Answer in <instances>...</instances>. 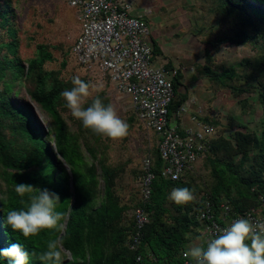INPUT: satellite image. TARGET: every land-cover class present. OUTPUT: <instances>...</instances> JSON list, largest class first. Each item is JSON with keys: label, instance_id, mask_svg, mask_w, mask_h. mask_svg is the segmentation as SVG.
<instances>
[{"label": "trees", "instance_id": "trees-1", "mask_svg": "<svg viewBox=\"0 0 264 264\" xmlns=\"http://www.w3.org/2000/svg\"><path fill=\"white\" fill-rule=\"evenodd\" d=\"M8 1L11 5L9 8L0 0L1 84L6 70L1 66L2 62H6L2 58L12 59L8 44L12 43L18 52L20 41L15 23L16 9L12 0ZM202 1L206 3V12L214 16L218 27H213L211 20L208 23L209 20L205 19L202 27L196 28V31L201 35L208 29L214 41L210 43L217 52L227 43L237 46L252 41L258 44L253 56L243 57L229 65L223 61L216 62L211 52L204 50L203 74L213 83V90L216 85L228 88L240 77L239 70L248 68L250 75L261 77L264 81V0ZM7 13L12 22L8 21ZM74 39L70 50H63L60 44L34 42L31 57L23 60L18 53L15 58L14 64L22 66L25 77L23 85L14 81V86L20 92V87L31 83L32 88H26V92L50 116L48 129L36 123L31 106L22 98L12 96L3 86L0 88V93H4L8 99L5 103L0 101V107L3 105L4 108L2 112L7 113L0 118V177L7 187L6 198H0V248L18 242L30 254L28 264H47L39 259V255L47 250L49 240L60 238L63 264H183L185 258L181 256L182 252L189 249L187 246L192 241L204 238L203 224L196 218V213L205 200L216 214L221 211L220 206L226 204L230 214L242 213L252 207L257 214L264 216V131L261 136L256 135L237 117L233 118L238 122L237 128L233 129L234 124L228 117V134L220 135L217 128L219 121L212 119L210 114H205L202 121L213 124L217 130L210 139L208 152L191 167L183 169L177 180L162 175L164 162L155 146L144 155L150 157L153 173L150 195L146 200L139 196L130 204L123 203L117 193L116 183L124 167L118 165L111 168L105 164H100L103 190L98 199L99 181L95 166L85 162L80 150L81 135L78 132L83 125L80 122L76 133L70 131L60 113V107L65 106L59 94L72 87L73 76L67 66L69 54L73 57L71 47ZM32 40L34 38L29 37L28 42ZM151 45L153 54H157L156 44L152 42ZM54 51L61 53V59ZM54 63L57 67L47 66ZM7 67L10 68L8 63ZM165 68L176 69L172 79L175 98L176 87L182 77L181 69L173 67L170 62ZM96 96L101 97L105 105L111 104L110 98L100 91L86 100L83 106L90 104ZM174 98L168 106V115L184 102L185 95L177 98L176 102ZM257 99L264 106V83L261 84ZM20 113L22 117L18 116ZM18 125L29 131L27 141L19 138L20 142L11 136ZM95 138L98 139L99 135L96 134ZM51 141L55 145L54 151L50 147ZM20 144L24 147L19 148ZM83 144L89 154L96 158V147L88 141ZM59 158L68 164L69 170ZM199 164L204 168L202 173L198 170ZM16 183L48 188L57 193L60 197L57 210L65 214L60 221L64 229H43L27 238L19 232H13L4 223L7 211L26 207L29 197L35 192L34 189L33 193L21 196L14 190ZM175 187H188L193 192V200L180 205L171 201L168 196ZM135 208H142L148 219L140 230L137 247L131 249L129 244L137 231ZM66 252L72 258L67 259ZM137 254L142 257L141 262L136 261ZM189 260L193 261L191 257ZM0 264H12V260L0 256Z\"/></svg>", "mask_w": 264, "mask_h": 264}, {"label": "rangeland", "instance_id": "rangeland-1", "mask_svg": "<svg viewBox=\"0 0 264 264\" xmlns=\"http://www.w3.org/2000/svg\"><path fill=\"white\" fill-rule=\"evenodd\" d=\"M3 1L6 7L11 6L8 0ZM12 2L16 9L15 13L17 17L15 23L19 31L20 41L18 52L12 43L8 44V48L11 49L9 54L12 56V59L2 58L6 62H2L1 66L6 70L2 84L0 83V88L3 86L12 93V96L22 98L25 103L31 106L36 123L41 125L42 128L48 129L51 121L50 116L26 92V88H32L31 83H25L24 87H20V92L15 88L14 81L22 85L24 84L25 74L22 73V66L18 63L16 65L14 62L18 53L23 60L31 57L34 53V42H45L50 45L60 44L63 50H70L72 40L76 37L79 30L75 9L69 7L63 0H12ZM132 2V8L129 10L130 13H133L135 8H142L143 11H146L147 18L152 27L159 26L162 23L167 25L172 24L174 27L179 25L183 31L182 33L193 36V39L190 37L192 41L185 44L190 46L189 49H191L193 63H190L188 69L183 70V72L185 75H188L189 70H191L197 74L196 79H189L191 82L187 80L188 78L184 81L190 82V88H195L194 93L192 90L191 92L195 94L199 103L198 106L203 111L201 119L205 114H210L212 119L219 121L217 124L219 134L224 133V135H227L228 131L226 129H228V122L230 121L228 117H231V123L234 124L232 125L233 129L237 128L238 122L235 120L237 117L250 130H253L256 135L261 136L262 131H264V121L262 120L264 106L257 99V95L261 91V84L264 83L261 77L256 78L250 75V68L244 71L239 70L240 77L234 80L228 88L215 84L217 87L213 90V83L204 76L202 69L204 62L203 52L205 49L211 52L216 62L223 61L229 65L235 64L243 57L253 56L257 52L258 44L252 41L237 46L232 45V43H227L222 45L221 50L217 52L215 46L210 43L214 41L207 31L208 29L202 32L201 35H199L200 32L196 31V28L202 27L201 25L204 24L205 19L207 21L209 20L208 23L211 20V23L214 25L213 27H218L217 22L214 21V16L206 12V3L202 0H132ZM7 18L9 22H12L9 13H7ZM4 35L3 37H5ZM29 37L34 38V40L28 42ZM54 53L58 59H61V53L59 51H54ZM68 59L70 62L67 68H69L68 72L71 76H80L82 77L81 79H85V81H90L96 85L95 89H90L91 95L86 100L91 99L95 94L103 91L104 95L110 98V103L115 108L117 114L129 126L127 134L117 139L101 135L97 139L95 138L96 133L91 129H84L83 126L81 127L80 133L78 132V135H81L79 145L82 157L85 162L93 164L97 172L99 181L98 199L101 197L103 190L100 164L108 165L111 168L122 165L124 172L122 171L117 178L116 190L121 201L130 204L134 198L140 196L141 159L145 154L149 153L151 148L155 147L156 136L145 130L137 119H135L130 100L126 96H122L116 92L106 77L92 76L86 73L76 65L70 54ZM7 63L10 65V68L7 67ZM47 66L53 68L57 67V64H48ZM177 68L181 69V66ZM12 70L14 71L12 72ZM13 73L14 78L12 77ZM21 84L19 86H22ZM7 100L5 94L1 92L0 101L5 103ZM174 102H176L175 98ZM3 109L2 105L0 107V118H3L7 114L2 112ZM60 113L66 122V127L76 133L80 121L74 118L70 110L66 107H60ZM18 116L22 117L23 114L20 113ZM233 118L235 119L233 120ZM28 133L29 131L27 129L18 125V127H15L11 136L27 141L29 139ZM84 141H88V143L96 147L98 154L96 158L92 157L88 150H86V146L83 144ZM21 147H24V145L20 144L19 148ZM50 147L54 151L55 145L53 141L50 142ZM62 163L69 170L68 164L63 161ZM197 166L199 168L198 170L202 173L203 166L201 164ZM6 188L5 181L0 177L1 199L6 198ZM69 256L71 257V254H67V259H70Z\"/></svg>", "mask_w": 264, "mask_h": 264}, {"label": "built area", "instance_id": "built-area-1", "mask_svg": "<svg viewBox=\"0 0 264 264\" xmlns=\"http://www.w3.org/2000/svg\"><path fill=\"white\" fill-rule=\"evenodd\" d=\"M63 1L75 9L79 26L71 47L76 62L86 73L106 77L116 92L130 100L139 122L156 136L155 146L164 162L162 175L177 180L183 169L205 157L217 129L202 121L200 106L189 115V125L180 128L178 122L169 124L168 106L174 98L172 79L176 69H166L164 64L153 62L150 25L143 16L130 13L132 0ZM192 102H183L175 116L181 117ZM150 163L149 156L141 160L139 186L144 200L150 195L153 179ZM220 207L221 211L216 214L205 200L196 213V218L203 224L205 243L238 218L264 221V216L252 207L234 214H230L226 204ZM134 218L137 231L129 244L131 249L137 247L140 230L148 219L142 208L134 209ZM184 252L181 254L185 258L183 264L195 263L186 258ZM136 261L141 262L142 257L137 255Z\"/></svg>", "mask_w": 264, "mask_h": 264}, {"label": "clouds", "instance_id": "clouds-1", "mask_svg": "<svg viewBox=\"0 0 264 264\" xmlns=\"http://www.w3.org/2000/svg\"><path fill=\"white\" fill-rule=\"evenodd\" d=\"M71 84V88L64 89L59 95L64 100V106L84 128L112 139L127 134V122L117 114L113 105H105L101 97L96 96L90 104L83 106L86 98L91 95L90 89H95L96 85L79 76H73ZM14 190L21 196L25 193L34 194L29 197L26 207L7 211L4 223L13 232H19L27 238L37 235L43 229H64V224L60 221L65 214L57 210L60 203L57 193L48 188L22 183H16ZM168 198L180 205L192 201L194 196L188 187H175ZM202 244L204 247H190L184 252V256L191 257L195 264H264V221L253 222L247 217L238 218L230 226L208 238L206 243L204 236ZM29 255L18 242L0 248V256L11 258L12 264H28ZM39 259L47 264H63L60 238L49 240L47 250L39 255Z\"/></svg>", "mask_w": 264, "mask_h": 264}, {"label": "crops", "instance_id": "crops-1", "mask_svg": "<svg viewBox=\"0 0 264 264\" xmlns=\"http://www.w3.org/2000/svg\"><path fill=\"white\" fill-rule=\"evenodd\" d=\"M134 15H141L146 19L151 27V36L150 42H154L158 48V53L154 55L153 62L157 64L171 63V65L175 68L181 66L182 77L180 79V83L176 87L175 99L179 98L182 95H185L184 102L188 100H192L193 102L190 105V108L181 114V117L177 118L175 116V111L169 115V124L173 125L178 122L179 127L183 128V126L189 125V115L193 112L199 105L197 98L195 96L194 90L195 88H190L189 83L191 82L189 79L195 78L197 74L193 73L189 70L188 75H185L183 70H187L190 63H193L191 59V49H189V45H185L192 41L193 36L190 34L182 33L181 26L174 27L172 24H161L159 26H154L150 24L146 11H143L142 8H135L133 10ZM161 27V28H160ZM181 32V33H180ZM192 39H191V38ZM178 65V66H177ZM190 73V75H189ZM190 81L189 83L184 81ZM193 91V93L191 92ZM197 104V106H196ZM195 245L203 246L202 238L196 239L192 241L187 248L193 247Z\"/></svg>", "mask_w": 264, "mask_h": 264}]
</instances>
